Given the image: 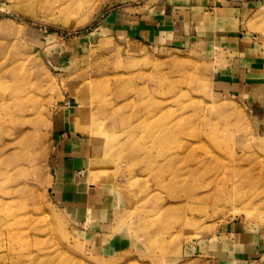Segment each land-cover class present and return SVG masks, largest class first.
I'll use <instances>...</instances> for the list:
<instances>
[{
    "label": "rangeland",
    "instance_id": "374dc122",
    "mask_svg": "<svg viewBox=\"0 0 264 264\" xmlns=\"http://www.w3.org/2000/svg\"><path fill=\"white\" fill-rule=\"evenodd\" d=\"M172 12L179 44L132 29ZM68 101L111 209L56 196ZM237 233L264 237V0H0V264H236Z\"/></svg>",
    "mask_w": 264,
    "mask_h": 264
},
{
    "label": "crops",
    "instance_id": "0c3cea01",
    "mask_svg": "<svg viewBox=\"0 0 264 264\" xmlns=\"http://www.w3.org/2000/svg\"><path fill=\"white\" fill-rule=\"evenodd\" d=\"M179 6L178 8H183ZM170 9V8H169ZM174 11V10H172ZM172 12L161 18L153 20L145 19L140 25L134 26L145 39L152 41L157 45L179 44L188 34L186 23L180 19L174 20ZM220 88L225 90L234 89L235 83L230 84L223 79L216 82ZM238 86V85H237ZM79 107V106H78ZM74 105L61 104L55 110L54 118V157H53V176L55 184V193L61 198L70 209L78 213H84L91 207L107 206L111 209V205L106 201V188L102 184H89L81 174L85 172L90 162V154L84 147L85 136L83 132L76 129V121L80 116V110ZM81 170V171H80ZM82 172V173H80ZM109 203V204H108ZM106 212L102 215V211L96 214L98 219H102L100 226L106 225L103 219H106ZM110 210L108 212V216ZM237 233L238 243L242 235ZM243 244H239L234 250L227 251L224 262H236V264H264V237L259 236L257 241L255 238L249 240L246 238ZM251 241V242H250Z\"/></svg>",
    "mask_w": 264,
    "mask_h": 264
},
{
    "label": "built area",
    "instance_id": "2783aa9c",
    "mask_svg": "<svg viewBox=\"0 0 264 264\" xmlns=\"http://www.w3.org/2000/svg\"><path fill=\"white\" fill-rule=\"evenodd\" d=\"M65 105H70V101L65 102ZM80 173H82V172H80Z\"/></svg>",
    "mask_w": 264,
    "mask_h": 264
},
{
    "label": "bare ground",
    "instance_id": "6f19581e",
    "mask_svg": "<svg viewBox=\"0 0 264 264\" xmlns=\"http://www.w3.org/2000/svg\"><path fill=\"white\" fill-rule=\"evenodd\" d=\"M93 171L95 172V170L93 169V170L91 171V173H90V174H93ZM90 184H93V185H95L94 183H90Z\"/></svg>",
    "mask_w": 264,
    "mask_h": 264
}]
</instances>
